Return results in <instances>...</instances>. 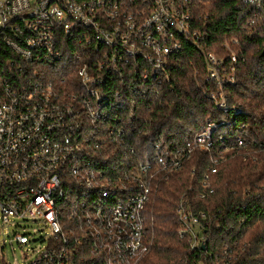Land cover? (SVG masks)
Segmentation results:
<instances>
[{
  "label": "built area",
  "instance_id": "1",
  "mask_svg": "<svg viewBox=\"0 0 264 264\" xmlns=\"http://www.w3.org/2000/svg\"><path fill=\"white\" fill-rule=\"evenodd\" d=\"M242 1L249 26L264 24V0ZM201 4L0 0V223L19 227L42 221L51 231L48 245L26 264H136L145 249L155 183L168 181L196 153L214 149L217 125L209 122L183 147L162 149L158 143L151 160L124 173L107 171L93 145L97 128L125 105L121 92L115 97L110 88L113 80L124 79L128 70L161 85L186 47L202 51L209 25ZM238 43L232 38L224 45L233 63ZM204 58V78L220 88L210 97L224 109L222 87L236 83V69L214 52ZM65 70L77 75V82H67ZM111 124V134L123 138L122 120ZM248 144L240 138L227 144L221 159L241 155ZM159 170L165 173L159 176ZM204 185L209 187V176ZM176 215L179 237L189 241L194 254L213 264H233V248L210 243L218 214L199 209L192 189L182 195ZM15 241L31 242L25 234H15Z\"/></svg>",
  "mask_w": 264,
  "mask_h": 264
},
{
  "label": "trees",
  "instance_id": "2",
  "mask_svg": "<svg viewBox=\"0 0 264 264\" xmlns=\"http://www.w3.org/2000/svg\"><path fill=\"white\" fill-rule=\"evenodd\" d=\"M200 1L209 25L202 51L186 47L170 64V80L161 85L143 82L128 70L124 79L113 80L110 88L114 95L121 92L125 105L113 109L111 121L97 128L93 139L103 167L126 173L131 166L151 160L158 143L162 149H177L207 123L217 125L211 152L196 153L168 181L155 183L146 212L145 249L136 264H195L200 260L213 264L208 256L194 254L189 241L179 237L176 208L190 189L199 209L218 214L211 224L214 248H233V264H264V24L249 26L242 0ZM232 38L239 42L232 48L237 63L224 46ZM211 52L236 69V83L222 87L224 109L210 97L220 88L204 78L208 69L204 55ZM67 71L61 72L69 78L67 82H77V75ZM115 118L122 120L123 138L111 134ZM239 138L249 142L248 149L221 159V150ZM163 173L158 171L159 176ZM207 176L208 188L204 185ZM202 193L208 196L201 199Z\"/></svg>",
  "mask_w": 264,
  "mask_h": 264
},
{
  "label": "rangeland",
  "instance_id": "3",
  "mask_svg": "<svg viewBox=\"0 0 264 264\" xmlns=\"http://www.w3.org/2000/svg\"><path fill=\"white\" fill-rule=\"evenodd\" d=\"M15 234L30 237V243L20 246ZM51 231L42 222H22L19 227L4 226L0 223V264H26L48 245Z\"/></svg>",
  "mask_w": 264,
  "mask_h": 264
}]
</instances>
